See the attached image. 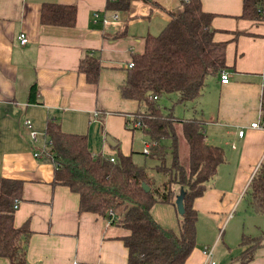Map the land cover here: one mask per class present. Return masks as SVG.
<instances>
[{
    "label": "crops",
    "instance_id": "crops-1",
    "mask_svg": "<svg viewBox=\"0 0 264 264\" xmlns=\"http://www.w3.org/2000/svg\"><path fill=\"white\" fill-rule=\"evenodd\" d=\"M197 1L202 12L211 14L212 41L224 43L221 71L227 82L220 84L218 73L208 75L194 101L205 115L198 118L204 141L221 148L223 161L191 207L217 232L229 226L220 247L217 234L205 242H211L204 247L215 264H243L241 253L249 244L241 245V237L258 240L251 260L244 264H264V214L251 210L246 195L253 171L264 160V127H249L254 121L264 122L260 75L264 18L241 16V0ZM52 4L73 8L72 26L39 23L41 6ZM105 4L106 0H0V178L20 184L12 225L27 229L22 239L24 264H126L120 237L127 231L95 214L79 212L77 195L52 183V162L32 156L42 141L48 143L44 133L48 120L63 133L85 135L91 155L114 158L118 153H136L132 151L135 130L125 127V118L135 112L137 103L122 98L119 88L131 54L139 52L142 37L152 33L133 29L153 22L156 34L180 11L181 3L129 0L128 8L117 12L105 10ZM112 12L115 20L109 17ZM18 34L24 35L23 44ZM89 55L99 66L94 83L78 70L80 59ZM24 119L37 132L35 144L28 138ZM147 141L139 142L140 154ZM173 190L178 192V187ZM155 206L150 208L152 219L176 232L172 204L161 207L166 215L162 224L152 213ZM199 245L182 264H203ZM0 264L10 263L0 258Z\"/></svg>",
    "mask_w": 264,
    "mask_h": 264
},
{
    "label": "trees",
    "instance_id": "trees-1",
    "mask_svg": "<svg viewBox=\"0 0 264 264\" xmlns=\"http://www.w3.org/2000/svg\"><path fill=\"white\" fill-rule=\"evenodd\" d=\"M180 3V11L171 15L156 34L146 33L142 37L141 50L131 54L132 65L126 68L119 88L122 98L137 103L130 121L139 122L137 130L148 140L147 153L142 155L154 160V171L164 176L162 182L153 184L145 168L134 164L129 155L118 153L113 161L99 154L91 155L85 135L63 133L51 120L45 125L46 151L56 164L52 183L77 195L79 212L95 214L127 231L120 237L126 250V264H182L194 246L196 213L191 201L201 195L205 182L223 161L221 148L205 143L200 119H175L169 111L161 112L155 103L167 94H175L176 103L194 102L204 89L205 78L219 74L224 67V43L211 39V14L202 12L197 0ZM128 4L129 0H106L105 10L124 11ZM261 6L264 0H241V16L263 19L257 12ZM73 11L69 6L42 5L39 23L70 27ZM98 67L97 59L90 55L78 63V70L91 83L96 80ZM33 88L34 85L29 94ZM261 107L264 109V102ZM176 126L186 148L182 159L178 155ZM160 140H167L168 146ZM166 152L170 157L168 166L164 163ZM141 184L148 191H143ZM174 186L183 191L176 232L161 227L150 215L153 204L174 206ZM19 187L18 181L0 178V258L10 264H24L22 239L27 229L24 225H12V206L19 198ZM246 195L251 210L264 214V160L252 173ZM240 242L249 244L241 253L240 262L244 264L251 260L258 240L241 237Z\"/></svg>",
    "mask_w": 264,
    "mask_h": 264
},
{
    "label": "rangeland",
    "instance_id": "rangeland-1",
    "mask_svg": "<svg viewBox=\"0 0 264 264\" xmlns=\"http://www.w3.org/2000/svg\"><path fill=\"white\" fill-rule=\"evenodd\" d=\"M183 1H186V0H183ZM153 26H154L153 22L148 24L147 26H135L133 31H139L141 34H145V32L155 34L156 29ZM207 77L205 78V80H207ZM209 78H210V75H209ZM175 98H176L175 94L162 95L158 97L155 103L157 104L161 112L164 113L166 111H169L171 113V116L178 120L189 119L191 117L202 119L205 116L204 113H202L203 111H200V106L196 102L187 101L184 103H176ZM202 129H203V126H202ZM179 131H180L179 127L176 126L175 132H177V136L179 138L178 139L179 140L178 155L180 159H182L183 157H185L186 148H185V144L182 138L180 137ZM133 132H134L135 137H133L132 151H135L136 153H133L130 156V159L134 164L143 166L148 176H150L153 179V184L158 185L160 182L164 180V176L154 171V166H155L154 160L140 154L139 142L147 141V138L144 134H142L138 130H135ZM160 143L165 147L168 146L167 140H161ZM169 162H170V157H169V154L166 152V155L164 158L165 166H168ZM155 205L156 206L152 209L153 211L152 213L154 214L156 219H158L159 221L161 220L160 222L162 224L163 219H165L166 215H165V212L161 210L162 209L161 207H165L164 206L165 204L164 205L155 204ZM173 209L174 210L172 213H174L173 215H175L176 219H178L179 216L176 213L174 206H173ZM167 220L168 219L165 220L166 224H167ZM245 223H246L245 228L247 230L248 224H249L248 220H246ZM211 226L208 227V221L206 218L200 215L196 216L194 246H197L198 244H200L199 246H200V249L202 250L204 246H209L211 244V242L209 244H205V242L211 240V238L213 240L217 234V239L220 237L219 238V241H220L219 247H220L221 241L224 240V238H226V234H227V230L229 226L228 227L226 226L225 229L221 227L218 230V232H217V229ZM222 230H224L223 232L224 234L220 235Z\"/></svg>",
    "mask_w": 264,
    "mask_h": 264
},
{
    "label": "built area",
    "instance_id": "built-area-1",
    "mask_svg": "<svg viewBox=\"0 0 264 264\" xmlns=\"http://www.w3.org/2000/svg\"><path fill=\"white\" fill-rule=\"evenodd\" d=\"M257 12L264 16V6L259 7L257 9ZM96 16L97 15L95 13L92 14L93 18H95ZM109 17H110L111 20H115V18H116L115 13H113V12L110 13ZM101 23L106 24L107 21L104 18H101ZM16 38H17V40H18V42L20 44H23L25 42V40H26L24 35H22V34H18ZM131 65H132V63L129 60L126 63V68L131 67ZM260 75L262 77H264V50H263V69H262ZM218 82L220 84L226 83L227 82V74L222 72V71H220L219 74H218ZM131 118H132L131 115L126 116L125 119H127V121L125 122V126L138 129L140 127L139 122L138 121H134V120L130 121ZM22 124H23L24 128L27 130L28 138L31 141V144H35L36 138H37V132L32 128V126H31V124H30L28 119H24ZM249 127L250 128H254V127L262 128V127H264V122L263 121L262 122L261 121H254V122L249 124ZM236 134H237V136H241L242 130H238L236 132ZM47 146H48V143L46 144V143H43V141H42V143L39 145V147L36 149V151L33 150L32 156L35 157V158L48 157V159L51 161L50 155H48V153L46 151L47 150ZM147 146H148L147 143L143 146V148H142V153L143 154L147 153ZM108 160L109 161H113V158L109 157ZM52 164H53V167L55 168L56 164H54V163H52ZM12 208L13 209L16 208V202L13 204ZM202 254L204 255V258H205L203 264H214L213 261L211 260L210 250L209 249L204 247L202 249Z\"/></svg>",
    "mask_w": 264,
    "mask_h": 264
},
{
    "label": "water",
    "instance_id": "water-1",
    "mask_svg": "<svg viewBox=\"0 0 264 264\" xmlns=\"http://www.w3.org/2000/svg\"><path fill=\"white\" fill-rule=\"evenodd\" d=\"M106 141L109 142V140H107V139H106ZM140 186H141L143 191H145V192L148 191L147 186H145L144 184H141ZM182 196H183V191H182V188L179 187L178 192L174 196V200H173L174 208H175V211L177 214H180L182 212V207H181Z\"/></svg>",
    "mask_w": 264,
    "mask_h": 264
}]
</instances>
